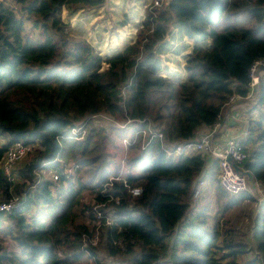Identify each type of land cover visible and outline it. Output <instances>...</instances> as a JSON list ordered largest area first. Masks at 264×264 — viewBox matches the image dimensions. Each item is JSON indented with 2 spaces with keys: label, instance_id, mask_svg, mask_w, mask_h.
<instances>
[{
  "label": "trees",
  "instance_id": "1",
  "mask_svg": "<svg viewBox=\"0 0 264 264\" xmlns=\"http://www.w3.org/2000/svg\"><path fill=\"white\" fill-rule=\"evenodd\" d=\"M14 1L18 8L0 1V136L9 138L0 160L16 142L32 148L19 167L23 181L13 186L26 196L0 212V264H79L84 256L104 264L96 259L100 246L112 259L130 254L127 264H264V200L252 192L229 196L218 161L206 153H167L171 143L212 127L231 95L247 93L249 68L264 58V0H168L147 12L131 43L105 57L62 20L63 9L71 15L105 0ZM170 28L195 41L179 82L158 73ZM259 90L241 108L248 119L241 166L264 186V86ZM147 125L165 139L142 148L135 136ZM79 126L85 133L74 139ZM46 171L58 179L43 177ZM204 178L215 207L193 202ZM129 187L142 191L134 196ZM9 189L0 169V196ZM248 200L258 204L253 246L225 219Z\"/></svg>",
  "mask_w": 264,
  "mask_h": 264
},
{
  "label": "built area",
  "instance_id": "2",
  "mask_svg": "<svg viewBox=\"0 0 264 264\" xmlns=\"http://www.w3.org/2000/svg\"><path fill=\"white\" fill-rule=\"evenodd\" d=\"M166 1L168 0H153L150 5L151 11L154 12L155 9L160 8ZM262 86H264V58L254 60L249 68L247 93L244 96L238 94L231 95L223 112L229 109L234 112L236 109L255 103L258 99L257 94H259V89ZM103 117L107 118L106 116ZM227 120L232 122L233 126L223 121L222 114L218 117L214 125L203 132L198 139L171 143L170 146H172V151H167V153L185 154L190 151H196L208 154L218 161L219 183L227 194L233 196L243 192H252L256 201L260 203L264 200V189L259 182L251 177V175L242 174L235 168V165H237L246 171L241 165L247 157L243 150L242 141L248 134V119L246 116L244 118L243 114L234 112L228 116ZM129 121L130 120H128V122ZM139 122L142 123L143 120ZM72 132L75 134L74 137L81 138L85 130L81 129L79 126L73 128ZM138 137H140L142 148L155 137L162 140L165 139L161 132L153 130L149 125L140 130L139 134L135 136V140ZM124 142L126 145L128 144L127 139H125ZM31 148L32 145L30 144L16 142L7 149L0 160V169L10 182L9 194L6 196L2 194L0 196V212H10L13 208L17 207L26 196L25 192L16 193L13 190V186L23 181L19 174V164L31 151ZM50 177L53 180H57V172L51 171ZM120 177V175L111 177L110 181L119 180ZM37 183L38 181H35L31 187L35 188ZM108 184L110 185L111 183ZM129 191L132 195L137 196L141 193L142 189L140 187H129ZM198 193L199 190L195 189L194 196H197ZM97 218H105L106 222L111 220L106 214H101V212H97ZM98 234L99 230L97 228L94 237L90 241L91 245L97 244L99 239Z\"/></svg>",
  "mask_w": 264,
  "mask_h": 264
},
{
  "label": "rangeland",
  "instance_id": "3",
  "mask_svg": "<svg viewBox=\"0 0 264 264\" xmlns=\"http://www.w3.org/2000/svg\"><path fill=\"white\" fill-rule=\"evenodd\" d=\"M2 1V0H1ZM11 5H14L15 7H19L16 5L14 0H6ZM138 0H129V2H137ZM146 0H142L139 4H134L133 9L130 10V8H126V0H105V2L95 8H86L85 10L81 11H75L73 14L69 15L65 9L62 10V20L67 23V31L71 35L74 36H81L84 37L94 48L95 50L102 56L105 57L106 55H109L112 53L113 50L116 48H120L125 45V43L130 39L128 37H122V33L119 32L120 29L125 24L121 25V23L129 22L133 25H127L131 31L135 27V25L141 24L142 20L146 16L148 11H151L150 5L152 4L153 0L149 4L143 5V13L142 15L139 14V7L143 2ZM165 4L163 3L160 8L155 9L154 11H160L164 8ZM131 7V8H132ZM124 10H129L130 12L125 13ZM132 11L134 13H132ZM130 16V18H128ZM139 21V22H137ZM141 21V22H140ZM126 26V27H127ZM142 28V25H139L138 27H135V33L137 34L138 31ZM126 28V31H128ZM134 31V29H133ZM135 36L132 37V41L134 40ZM131 41V42H132ZM171 57H175V55H169L165 58V60H169ZM171 61V60H169ZM174 62V65H170L169 67L170 71H179L178 75H181L183 73L182 69L179 68L181 64L184 65L185 60L180 57L179 60L176 58L172 61ZM161 63L163 61L161 60ZM179 68V69H178ZM184 69V66H183ZM165 70V69H164ZM185 70V69H184ZM177 71V72H178ZM162 76L167 75L162 70L160 71ZM176 72V74H177ZM186 73V71H185ZM184 73V80L186 78V74ZM172 76L175 77L176 75L174 72H172ZM169 78V77H168ZM171 79V78H170ZM173 81L179 82L182 80H174ZM259 95V94H257ZM105 121H108L109 118H104ZM99 123H102L98 120ZM104 122V121H103ZM105 123V122H104ZM108 124V123H105ZM79 139V138H74ZM125 140V139H124ZM123 140V142H124ZM9 138L7 136H0V146L8 143ZM22 142V141H19ZM125 143V142H124ZM36 147V145H35ZM28 161L27 158H24L19 166H23ZM72 169H67V172H71ZM51 171H46L43 177L50 178ZM80 175V173L78 174ZM77 175V176H78ZM264 189V186H261ZM200 194L194 198L193 202L195 203V207H198L202 204H206L207 202L212 204V207H215L214 201L216 199L215 193L209 183L208 180L204 178L203 183L199 185ZM231 196V195H229ZM83 198L89 199V193L85 191L83 193ZM257 202V201H256ZM254 200L243 202L242 204L232 208L229 210L226 215L225 219L228 220L229 226L231 228H234L236 231V234H238V239L242 240L243 243H245L247 246H253L255 243L251 239V231L250 227L252 226L253 219L255 217L258 202L256 203ZM225 228V225H223V229ZM223 249L221 250L222 253L227 251V248L224 246V244H221ZM135 250L138 249V247L134 248ZM130 254H123L119 255L118 259H112L110 256H106L105 250L103 247H99L97 250V257L100 263L104 264H115V261H120L122 264H127L128 260L127 257ZM252 256V253L247 254V257L250 258ZM165 261L166 259H162ZM227 259H225L226 263ZM93 264L92 260L88 258L87 256H84L79 264Z\"/></svg>",
  "mask_w": 264,
  "mask_h": 264
},
{
  "label": "crops",
  "instance_id": "4",
  "mask_svg": "<svg viewBox=\"0 0 264 264\" xmlns=\"http://www.w3.org/2000/svg\"><path fill=\"white\" fill-rule=\"evenodd\" d=\"M141 1L142 0H138L137 2H133V3H135V5L136 4H139V3H141ZM152 0H146L145 2H143L142 4H141V6L139 7V14L140 15H142V14H144L143 13V5L144 4H149L150 2H151ZM132 2L130 3L129 2V0H126V4H127V7L126 8H130V10H132L133 9V7L132 6H134V4H133ZM132 7V8H131ZM81 10H85V9H83V8H81V9H78L77 10V12L78 11H81ZM124 12L125 13H127L128 14V12H130L129 10H124ZM132 13H134L133 11H132ZM128 18H130V16L128 17ZM137 22H139V21H137ZM141 22V21H140ZM123 24H125L123 27H121V28H118V29H120L119 30V32L120 33H122V37L124 38V37H128V38H130L126 43H125V45L124 46H122V47H120L119 49L118 48H116L115 50H113L112 51V53L114 52V51H118V50H122L126 45H128L129 43H131V39H132V37L133 36H135V27H138L139 25H141V24H139V25H135V27L133 28L134 29V31H133V29H132V31L130 30V29H128L129 27L127 26V25H133V24H131V23H129V22H126V23H123ZM127 26V27H126ZM134 26V25H133ZM126 28L128 29V31H126ZM165 40H167L168 41V50L166 51V52H161V53H159L160 54V59L163 61V63H161V67H160V69L158 70L159 71V73L161 74V70L165 73V74H167V75H164V76H166V77H169V78H173L174 80H182L183 78H184V73H185V70L183 69V64H181L180 65V67L179 68H181L182 69V71H183V73L181 74V75H178L179 74V71L177 72V74H176V72L175 71H170L171 69L169 68L170 67V65H174V62H172L175 58L177 59V60H179L180 59V57L182 58V59H184V55L185 54H187V53H189L190 52V50H191V46L195 43V41H194V39H189V38H187L186 36H180V34L179 33H177V31H176V29H169L168 30V32H167V34H166V36H165V38H164ZM184 45V47L182 48V46ZM177 47H179V51L178 52H174V49H176ZM112 53H110L109 55H111ZM175 55V57L173 58V57H171L169 60H171V61H169V60H165V58L167 57V56H169V55ZM109 55H106V56H109ZM185 60V59H184ZM161 62V61H160ZM167 65L169 66V67H167ZM178 68V69H179ZM165 69V70H164ZM172 72H174V74L176 75L175 77H173L172 76ZM186 74V73H185ZM163 75V74H162ZM234 112H238V113H240V114H243L242 113V109L241 108H239V109H236ZM234 112H232V110L231 109H229V110H227V111H225L224 113H223V121L224 122H227L228 123V125H231V126H233V123L232 122H229L228 120H227V118H228V116L231 114V113H234ZM244 115V114H243ZM245 116L246 115H244V118H245Z\"/></svg>",
  "mask_w": 264,
  "mask_h": 264
},
{
  "label": "water",
  "instance_id": "5",
  "mask_svg": "<svg viewBox=\"0 0 264 264\" xmlns=\"http://www.w3.org/2000/svg\"><path fill=\"white\" fill-rule=\"evenodd\" d=\"M235 168L238 172L242 173V174H245V175H250V172L248 170H243L241 167L235 165Z\"/></svg>",
  "mask_w": 264,
  "mask_h": 264
}]
</instances>
